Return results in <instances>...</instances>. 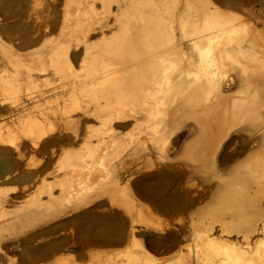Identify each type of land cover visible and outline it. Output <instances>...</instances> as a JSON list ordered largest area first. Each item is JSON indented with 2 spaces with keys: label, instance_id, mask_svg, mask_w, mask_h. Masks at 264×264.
I'll return each mask as SVG.
<instances>
[{
  "label": "bare ground",
  "instance_id": "6f19581e",
  "mask_svg": "<svg viewBox=\"0 0 264 264\" xmlns=\"http://www.w3.org/2000/svg\"><path fill=\"white\" fill-rule=\"evenodd\" d=\"M31 2L27 16H44L42 24L0 27L2 33L8 32L0 36V146L16 149L28 143L37 148L60 128L75 140L102 144L118 139L115 122L131 120L146 123L145 132L159 143L160 151L163 143L157 141L156 120L165 126L191 119L193 136L180 148V158L189 163L187 178L197 176L215 184L216 199L199 240L210 249L201 247L203 253L197 252L188 264H264V211L257 207L260 212L253 211L254 198H264L262 34L235 24L234 16L211 8L206 0H64L60 10L55 0ZM76 9L83 10V18H72ZM15 16L13 11L4 18ZM56 29L58 39L43 40ZM32 34L38 36L32 39ZM94 35L100 39L97 45H91ZM79 55L81 76L73 68ZM58 78L69 91L78 89L79 96L70 95L55 114L47 106L48 98L57 95L55 89L38 93L34 89ZM232 90L236 97L229 96ZM81 117L91 118L92 126L83 122L81 128L79 123L85 120ZM95 158L91 170L101 174L106 159ZM80 177L72 194L82 206L108 177L98 175V181L89 174ZM66 203L71 205L70 200ZM180 206L177 212L183 209ZM216 227L219 236L214 238ZM133 248L131 244L121 263L156 264L143 249Z\"/></svg>",
  "mask_w": 264,
  "mask_h": 264
},
{
  "label": "rangeland",
  "instance_id": "374dc122",
  "mask_svg": "<svg viewBox=\"0 0 264 264\" xmlns=\"http://www.w3.org/2000/svg\"><path fill=\"white\" fill-rule=\"evenodd\" d=\"M31 1L0 0V27L14 23L31 27L42 24L44 16H27V9L33 4ZM55 1L60 10L64 0ZM206 1L211 8L234 16L235 24L258 31L262 34L260 40L264 37V0ZM76 10L72 11L74 14L71 16L77 19L83 15V10H77L82 12L80 15ZM13 11L16 14L14 18H4ZM51 18L54 19V16ZM56 30L43 40L58 39L59 30ZM6 34L0 31V36ZM34 35L30 38L38 36ZM92 38L91 45L100 42L98 36ZM261 42H264V38ZM40 46L36 45L35 50ZM80 59L81 55L73 68L81 76L83 69ZM62 81L52 79L34 89L36 93L55 89V94L61 96L48 98V102L51 101L48 109L55 111V114L61 111L70 95L79 96L78 89L71 92L63 87L65 83ZM232 88L235 89L233 84ZM232 91L229 96L239 95L237 88V93ZM84 119L79 123L81 128L84 127L83 122H86L85 127L92 126L91 118ZM160 121L158 118L153 126L158 130L157 141L163 143L160 151L159 143H155L156 140L145 132L146 123L134 124L131 120L115 122L118 139L102 144L75 140L70 131L60 128L37 148L28 143L16 149L0 146V264H124L121 262L125 260L131 244H134L135 250L143 249L156 264H188L195 261L197 252H202L201 247L208 251L210 248L199 240L205 233L203 228L208 226V209L215 202L216 186L213 182L199 181L200 177L197 176L187 178L186 165L189 163L180 158L182 148L192 139L190 126L194 123L191 119H176V122H168L164 126ZM169 141L170 144H167ZM124 145L125 148H122ZM168 149L171 155L166 152ZM176 154H179L178 159ZM99 155L107 160L101 174L91 170V161H95ZM37 162L42 164L37 167L34 165ZM178 172L185 175L181 176ZM86 174L90 175L92 181H98V175H105L108 180L80 206L74 202L72 190L81 181L80 176ZM66 200H70L71 205H67ZM253 202L254 212L257 208L264 211V198L256 196ZM177 203L184 209L183 212L181 208L177 212ZM213 230L216 231L211 234L216 238L219 231L217 227Z\"/></svg>",
  "mask_w": 264,
  "mask_h": 264
}]
</instances>
